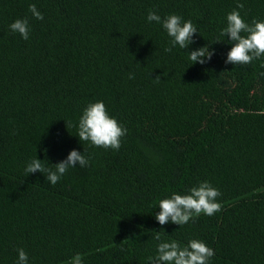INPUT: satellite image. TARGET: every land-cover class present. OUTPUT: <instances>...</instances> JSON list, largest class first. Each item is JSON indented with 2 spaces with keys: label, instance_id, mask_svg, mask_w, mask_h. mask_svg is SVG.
Here are the masks:
<instances>
[{
  "label": "trees",
  "instance_id": "1",
  "mask_svg": "<svg viewBox=\"0 0 264 264\" xmlns=\"http://www.w3.org/2000/svg\"><path fill=\"white\" fill-rule=\"evenodd\" d=\"M234 9L264 21V0H0V264H17L19 248L28 264H149L158 243L192 239L214 250L209 264H264V56L225 63ZM150 11L191 20L194 43L166 52ZM24 18L28 40L9 28ZM205 45L211 60L192 64ZM97 101L127 129L118 151L79 140ZM73 149L89 164L55 185L25 173ZM204 181L221 211L159 224L162 199Z\"/></svg>",
  "mask_w": 264,
  "mask_h": 264
},
{
  "label": "clouds",
  "instance_id": "2",
  "mask_svg": "<svg viewBox=\"0 0 264 264\" xmlns=\"http://www.w3.org/2000/svg\"><path fill=\"white\" fill-rule=\"evenodd\" d=\"M243 3H237V9H243ZM29 12L38 19L43 20V15L36 8L35 4L29 5ZM149 22L161 23L171 38L166 52H171L177 45L180 49H187L194 43L193 36L198 33L196 26L191 20L183 21L179 15L171 14L165 19L155 12H149L147 16ZM227 26L222 29L220 35L227 36L233 42L231 50L227 53L225 63L233 65H247L253 60L264 56V21L253 20L251 24L246 23L241 17L240 11L234 9L226 17ZM12 32L19 33L24 40L29 39V22L27 18L17 19L9 25ZM246 33L247 35H242ZM214 51L208 45L200 47L189 53V59L194 63L205 64L210 61ZM264 77V72L260 73ZM130 79L134 78L131 74ZM160 79L159 76L156 77ZM127 134V129L119 122L110 117L102 101L89 104L79 119L78 137L80 141L90 142L97 147L104 149L119 150L121 138ZM86 167L89 160L79 151L73 149L67 158L55 165L46 167L42 160L34 158L25 168L27 176L31 173L40 172L45 175L46 180L55 185L69 168ZM221 196L219 189L213 187L208 181L199 183L188 190L186 194L173 193L170 198L162 199L159 202L160 211L155 215V219L160 225L169 222L179 226L187 224L191 219L200 214L212 216L221 211L222 205L217 202ZM155 239L161 241L160 232H156ZM17 264H28V255L23 248L17 249ZM215 255L214 250L208 247L203 241L192 239L186 246L172 240L170 242H160L157 245V254L148 257L149 264H209L210 258ZM71 264H83L81 254L72 257Z\"/></svg>",
  "mask_w": 264,
  "mask_h": 264
}]
</instances>
